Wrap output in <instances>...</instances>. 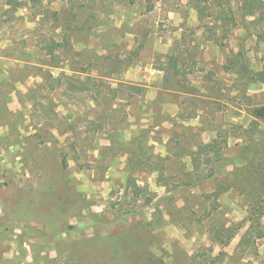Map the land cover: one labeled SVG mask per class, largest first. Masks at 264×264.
Instances as JSON below:
<instances>
[{
	"label": "rangeland",
	"instance_id": "374dc122",
	"mask_svg": "<svg viewBox=\"0 0 264 264\" xmlns=\"http://www.w3.org/2000/svg\"><path fill=\"white\" fill-rule=\"evenodd\" d=\"M241 3L0 0V264H264V18Z\"/></svg>",
	"mask_w": 264,
	"mask_h": 264
},
{
	"label": "trees",
	"instance_id": "16d2710c",
	"mask_svg": "<svg viewBox=\"0 0 264 264\" xmlns=\"http://www.w3.org/2000/svg\"><path fill=\"white\" fill-rule=\"evenodd\" d=\"M32 4L36 5L38 4V2L40 0H29ZM194 1V8L197 10L198 12V15L200 17H203L205 15V7H203L201 5V0H193ZM261 6H260V5ZM264 0H242V3H241V8L243 10V12L245 14H248V15H254L256 14V12H258L260 14V16H262L264 18ZM224 16H227L226 12H225V15ZM224 16L221 18V20L223 21V24L226 23L225 22V18ZM49 53L53 52V48L51 47L48 51ZM168 64L172 67V69H174L175 73L176 74H179V71L177 69V58L173 55H170V58H169V61H168ZM133 89H138L137 87H132ZM206 147L205 148H211V149H216L217 148V145H216V141H213L211 142L210 144L208 145H205ZM215 194H218V192H216ZM262 212L260 211L256 218H255V221L257 219H259L260 217V214ZM252 215V214H251ZM259 223V222H258ZM257 224V222H256ZM228 232H230V234L228 235V239L225 241V243H228L236 234V231L235 232H231L232 231V228H227L226 229ZM263 236V232L260 231L257 235L256 238H261Z\"/></svg>",
	"mask_w": 264,
	"mask_h": 264
}]
</instances>
